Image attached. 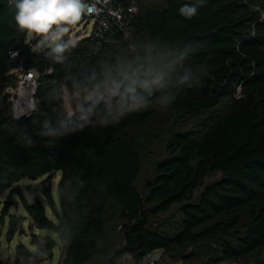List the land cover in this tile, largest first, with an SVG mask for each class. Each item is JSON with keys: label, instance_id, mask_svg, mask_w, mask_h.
Wrapping results in <instances>:
<instances>
[{"label": "trees", "instance_id": "obj_1", "mask_svg": "<svg viewBox=\"0 0 264 264\" xmlns=\"http://www.w3.org/2000/svg\"><path fill=\"white\" fill-rule=\"evenodd\" d=\"M138 3L130 38L118 33L101 42L88 36L76 40L57 61L48 55L50 48H34L27 31L18 28L15 0H0V81L13 49L20 54L11 66L24 62L42 72L38 110L0 131V200L11 190L0 223L9 219L11 240L30 219V229L57 234L64 248L58 264H93L101 243L112 235L107 213L113 201L122 211V242L112 248L108 264H121L126 254L138 261L156 249L184 264H264V0ZM186 4L197 7L196 15L180 14ZM129 63L163 70L174 65L176 71L147 96L142 111L113 119L101 103L91 113L100 114L96 121L85 108L68 113L66 87L84 90L102 72ZM50 67L52 73L46 74ZM185 75L190 77L187 83L181 79ZM167 96L174 100L165 107ZM162 117L198 122L175 133L171 154L157 165L143 192L137 185L142 151L151 142L149 128L162 126ZM55 172L62 174L58 201ZM216 172L221 177L206 183ZM25 178H44L40 185L27 186L32 199L14 188ZM13 196L20 198L27 216L10 212ZM175 205L180 218L151 219V214H167ZM57 241L42 249L52 255ZM190 246L198 250L190 253ZM209 246L211 255L205 252ZM44 259L23 243L17 247L18 263Z\"/></svg>", "mask_w": 264, "mask_h": 264}, {"label": "clouds", "instance_id": "obj_2", "mask_svg": "<svg viewBox=\"0 0 264 264\" xmlns=\"http://www.w3.org/2000/svg\"><path fill=\"white\" fill-rule=\"evenodd\" d=\"M15 8L14 19L18 28L30 36H41L37 46L50 48L48 55L57 61H62L63 54L77 44L71 37L65 40L70 28L85 12L92 11L84 0H15ZM196 13V6L186 4L180 8V14L189 18ZM175 71L174 65L163 70L150 63L121 64L102 72L98 80L84 89L77 101V109L85 108L91 114L103 103L106 110L116 111L121 116L142 111L146 108L147 96L162 87L165 78ZM181 79L186 83L190 81L187 75ZM173 100L167 96L163 104L167 107Z\"/></svg>", "mask_w": 264, "mask_h": 264}, {"label": "rangeland", "instance_id": "obj_3", "mask_svg": "<svg viewBox=\"0 0 264 264\" xmlns=\"http://www.w3.org/2000/svg\"><path fill=\"white\" fill-rule=\"evenodd\" d=\"M93 25V20H89L88 17H86L85 13L82 15L81 20L75 25L70 28L69 33L66 35L68 38H73L75 40H80L83 38H86L90 35L91 29ZM65 37V38H66ZM42 39L41 36H38L36 34H32L31 36L28 34V42L33 41L32 45L34 48H38V44L40 40ZM46 47V46H41ZM84 90L79 91H72L68 89L67 87L63 90V98L65 102L66 109L69 114H72L77 109V101L79 98L82 97ZM70 100L72 101L70 103ZM110 115H112L113 119H116L120 114L116 111L109 110ZM100 115V114H99ZM163 125L160 127L154 126L153 128H149V132L147 133V137H151L150 144L147 145V147L142 151V169L141 173L137 179V185L140 188L141 191H144V183L148 179H152L156 174V167L157 165L164 160L166 157H168L171 153L169 150V145L175 135L178 131H184L190 128H195L196 123L198 122L197 118H187L184 120H180V118H172L170 121H166L162 117ZM62 177L61 172H55L52 174V182H53V191L54 196L56 200L58 201V186L60 179ZM221 177L220 172L212 173L210 174L207 179L206 183L213 182L214 180H217ZM44 178L38 179V180H32L30 178H25L21 180L19 183L15 185L14 188H20L24 191L26 196L29 199H32L28 191L26 190L27 186L29 185H36V184H42ZM203 190V187H200L196 194L199 195L200 192ZM11 194V190H7L2 196L0 200V215L3 209V203L9 199V196ZM44 203L47 208V212L50 218L55 219V216L53 212L50 209V206L48 205V202L44 198L43 195H41ZM178 205L174 207L171 211H169L167 214H162L160 216H154L151 214V219L156 222H161L167 215L173 214L174 219H178L181 217V214L178 212ZM176 209V211H174ZM10 212L17 213V214H23L27 216V213L24 209V206L20 200V198L17 196L12 197V204L10 208ZM122 211L118 204L115 202H110L108 213H107V224L109 225V232L112 234L107 241H104L100 245V249L95 257L93 264H108L109 255L112 252V248L118 246L121 244V224L123 222L122 218ZM173 219V220H174ZM170 221V223L173 222ZM9 219H7L5 224L0 223V264H23L17 262V247L20 243L25 244L28 246L33 252L39 254V256H45L44 260H36L35 263H29V264H58L59 260H61L64 256V248H62V244L59 241L57 234L54 233L51 230L48 229H40L37 227H34L33 230L30 229V219L26 220L22 223V227L15 233L13 239H8L7 233L9 230ZM154 223V222H153ZM167 223V225H169ZM154 225V224H153ZM166 225V227H167ZM22 228L23 232L22 233ZM32 231L39 237L38 242L34 243V237ZM114 241L110 242V240ZM53 240L57 241V246L52 247V255L49 253H45V251L42 249L43 246L48 244V242H51ZM196 249L193 246H190L188 248V252L192 253L195 252ZM201 250H203L201 248ZM208 254L213 253V247L209 246L206 251ZM126 256V258H125ZM131 255H124L122 256V264H127V260ZM125 258V259H124ZM171 258V257H170ZM173 259V258H171ZM169 259H167V263L169 264ZM180 260V259H179ZM40 261V262H39ZM178 261V260H177ZM203 262H206V259H203ZM240 264H246L244 261L240 262ZM184 264V262H183Z\"/></svg>", "mask_w": 264, "mask_h": 264}, {"label": "built area", "instance_id": "obj_4", "mask_svg": "<svg viewBox=\"0 0 264 264\" xmlns=\"http://www.w3.org/2000/svg\"><path fill=\"white\" fill-rule=\"evenodd\" d=\"M91 12H85L89 20H93L89 36H94L101 42L121 33L124 39L134 33L133 21L139 10L138 0H87ZM40 48V47H38ZM19 51H11L9 67L3 73L4 81H0V131L15 119L33 114L39 107V84L42 72L36 67H28L24 62L11 66L19 56ZM50 67L45 73H52ZM163 254L158 249L147 251L140 260L128 259L127 264H168L162 262ZM35 259L32 257L31 262ZM169 264H183V260L174 261L169 258ZM122 264V263H121ZM220 264H240L236 260H224Z\"/></svg>", "mask_w": 264, "mask_h": 264}, {"label": "crops", "instance_id": "obj_5", "mask_svg": "<svg viewBox=\"0 0 264 264\" xmlns=\"http://www.w3.org/2000/svg\"><path fill=\"white\" fill-rule=\"evenodd\" d=\"M63 248V247H62ZM160 252H162V254H163V260H162V262H166L167 261V259H169L170 257H168V255H167V253L165 252V250L164 249H158ZM128 255H130V254H128ZM127 257H129V256H127ZM125 258H126V256H125ZM124 258V259H125ZM130 258H133V256L131 255V257H129L128 259H130ZM60 261V260H59Z\"/></svg>", "mask_w": 264, "mask_h": 264}, {"label": "water", "instance_id": "obj_6", "mask_svg": "<svg viewBox=\"0 0 264 264\" xmlns=\"http://www.w3.org/2000/svg\"><path fill=\"white\" fill-rule=\"evenodd\" d=\"M100 117L99 114H88V118L91 119V120H98Z\"/></svg>", "mask_w": 264, "mask_h": 264}]
</instances>
